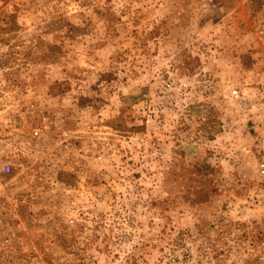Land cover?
I'll use <instances>...</instances> for the list:
<instances>
[{"label":"rangeland","instance_id":"374dc122","mask_svg":"<svg viewBox=\"0 0 264 264\" xmlns=\"http://www.w3.org/2000/svg\"><path fill=\"white\" fill-rule=\"evenodd\" d=\"M263 169L264 0H0V264H264Z\"/></svg>","mask_w":264,"mask_h":264},{"label":"built area","instance_id":"2783aa9c","mask_svg":"<svg viewBox=\"0 0 264 264\" xmlns=\"http://www.w3.org/2000/svg\"><path fill=\"white\" fill-rule=\"evenodd\" d=\"M232 94L235 95V96H238L237 89H234L232 91ZM1 170H2L3 173H8L10 171V164L9 163L2 164ZM263 171H264V169H263Z\"/></svg>","mask_w":264,"mask_h":264}]
</instances>
